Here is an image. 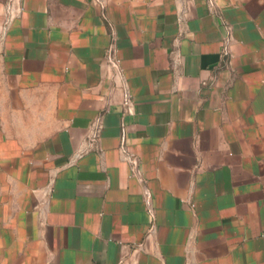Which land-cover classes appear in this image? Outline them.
<instances>
[{
    "label": "crops",
    "instance_id": "obj_1",
    "mask_svg": "<svg viewBox=\"0 0 264 264\" xmlns=\"http://www.w3.org/2000/svg\"><path fill=\"white\" fill-rule=\"evenodd\" d=\"M0 264H264V0H0Z\"/></svg>",
    "mask_w": 264,
    "mask_h": 264
}]
</instances>
